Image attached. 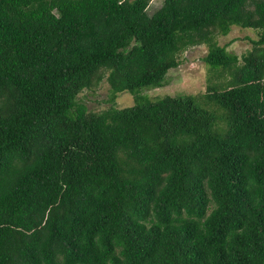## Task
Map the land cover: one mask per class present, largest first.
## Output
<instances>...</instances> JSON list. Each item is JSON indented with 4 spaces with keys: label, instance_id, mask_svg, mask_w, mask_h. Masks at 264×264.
<instances>
[{
    "label": "trees",
    "instance_id": "1",
    "mask_svg": "<svg viewBox=\"0 0 264 264\" xmlns=\"http://www.w3.org/2000/svg\"><path fill=\"white\" fill-rule=\"evenodd\" d=\"M152 1L0 0V264H264V0ZM199 46L221 81L139 93Z\"/></svg>",
    "mask_w": 264,
    "mask_h": 264
},
{
    "label": "rangeland",
    "instance_id": "2",
    "mask_svg": "<svg viewBox=\"0 0 264 264\" xmlns=\"http://www.w3.org/2000/svg\"><path fill=\"white\" fill-rule=\"evenodd\" d=\"M161 2L162 0H153L152 9L149 10V13L159 8ZM258 33L259 30L233 26L228 35L218 37L217 42L219 46H226L231 41H234L227 47V51L240 58L251 50L252 44L249 42V39L257 40ZM206 53V46H199L185 51L180 56V65L167 73L166 82L163 87L142 90L139 93H143L144 96L151 99L165 96H197L204 94L208 85L222 80L210 73L202 61ZM109 95V86L103 80L95 91H84L80 94L79 98L82 99L87 109L93 112L106 110L111 105H114L117 109H122L130 107L134 103L133 96L127 92L119 93L113 104L109 102Z\"/></svg>",
    "mask_w": 264,
    "mask_h": 264
}]
</instances>
